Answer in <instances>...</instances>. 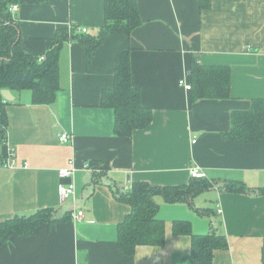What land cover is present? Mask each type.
I'll return each instance as SVG.
<instances>
[{"label": "crops", "instance_id": "1", "mask_svg": "<svg viewBox=\"0 0 264 264\" xmlns=\"http://www.w3.org/2000/svg\"><path fill=\"white\" fill-rule=\"evenodd\" d=\"M141 24L127 37L110 35L91 54L67 41L58 55L60 89L49 106L32 104L29 91L11 93L6 106L7 139L0 155L13 150L17 167L0 165V222L40 209L83 211L81 222L39 226L26 238H10L0 247V264H190L188 236H173L172 222L191 224L195 235L210 223L226 237L228 248L216 251L213 264H261L264 239V143L225 139L232 111L264 98V0H135ZM14 14L20 45L43 57L47 42L61 29L95 36L104 26L103 0H18ZM83 35V34H82ZM129 51L131 83L143 106L152 111L150 125L130 139L113 134V112L101 96L113 85L114 56ZM230 69L228 100L191 103L179 85L188 81L190 58ZM70 135L61 143L59 135ZM74 162L75 193L61 205L58 171ZM26 163V168L23 164ZM197 167L218 184L232 180L256 190L230 194L217 186L194 199L200 215L187 204L156 198L165 223L161 247L141 246L132 256L117 247V225L129 212L117 196L134 182L182 185ZM260 191V192H259ZM259 192V193H258Z\"/></svg>", "mask_w": 264, "mask_h": 264}, {"label": "trees", "instance_id": "2", "mask_svg": "<svg viewBox=\"0 0 264 264\" xmlns=\"http://www.w3.org/2000/svg\"><path fill=\"white\" fill-rule=\"evenodd\" d=\"M18 0H0V92L11 93L29 91L32 104L49 106L60 89L58 81V55L67 41H77L86 48L87 68L91 64V54L105 37L124 35L129 37L140 26L141 21L135 0H103L104 26L95 36L75 34V29H61L53 39L48 40L43 57L24 51L20 45V34L14 14L9 7ZM211 0H200V9L209 8ZM18 8V6H17ZM18 11V10H17ZM43 58V60H40ZM188 81L191 103L200 100H228L230 95V69L228 66H208L201 64L197 56L190 58ZM11 102L0 95V145L7 139L6 106ZM101 107L113 112V134L117 138L130 139L135 131L146 129L152 121V111L143 106L140 92L131 83L129 51L114 56L113 85L101 96ZM225 139L240 144L264 143V98L250 101L248 109L232 111L229 129L223 133ZM0 155V165L6 159ZM214 179L190 177L182 185H151L134 182L117 199L129 207V212L117 225V247L125 256H132L141 246L161 247L165 243V223L158 218L156 198L167 204H187L200 215H214L211 209L200 210L194 206V199L204 192L214 189L230 194H253L239 181L226 180L222 184ZM260 192V191H259ZM258 192V193H259ZM259 194H264V190ZM71 212L59 215L53 209H40L29 215H16L0 222V247L10 238H26L42 225L52 228L64 222H73ZM173 236L190 238V253L186 260L190 264H213L216 251L228 248L226 237L213 222L204 235L192 233L188 221L172 222ZM79 264L84 263L80 256ZM261 264H264V239L261 249Z\"/></svg>", "mask_w": 264, "mask_h": 264}, {"label": "built area", "instance_id": "3", "mask_svg": "<svg viewBox=\"0 0 264 264\" xmlns=\"http://www.w3.org/2000/svg\"><path fill=\"white\" fill-rule=\"evenodd\" d=\"M9 10L11 13H16L18 8L16 5H11L9 7ZM81 33H86L85 29L81 30ZM40 60H43V58H40ZM179 85L182 86L186 91L190 90V86L187 82H185L184 79L179 80ZM70 139V135L62 133L59 135L58 140L61 143H67ZM3 165L5 167H8L10 169H15L17 167L15 162V157L13 150H9L6 156L5 161L3 162ZM74 162L73 160H70L68 162V166L66 168H62L58 171V176L61 180L67 181L66 183H62L58 186L57 194L58 199L61 205H65L68 202H70L74 196L75 193V185L72 182L71 178L74 175ZM23 167L26 168V163L23 164ZM189 175L190 177L201 179L205 178L204 174L200 171L197 167H192L189 169ZM218 214L221 213V210L218 209ZM71 219L73 222H81L84 219V212L83 211H72L71 212Z\"/></svg>", "mask_w": 264, "mask_h": 264}, {"label": "water", "instance_id": "4", "mask_svg": "<svg viewBox=\"0 0 264 264\" xmlns=\"http://www.w3.org/2000/svg\"><path fill=\"white\" fill-rule=\"evenodd\" d=\"M0 95H1L2 99L7 101V102H12L14 99L12 94L8 90H2L0 92Z\"/></svg>", "mask_w": 264, "mask_h": 264}, {"label": "rangeland", "instance_id": "5", "mask_svg": "<svg viewBox=\"0 0 264 264\" xmlns=\"http://www.w3.org/2000/svg\"><path fill=\"white\" fill-rule=\"evenodd\" d=\"M207 192H204L203 194H206Z\"/></svg>", "mask_w": 264, "mask_h": 264}]
</instances>
